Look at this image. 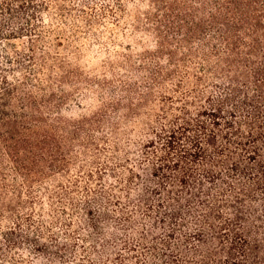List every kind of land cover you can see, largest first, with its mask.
I'll use <instances>...</instances> for the list:
<instances>
[{
    "label": "trees",
    "instance_id": "1",
    "mask_svg": "<svg viewBox=\"0 0 264 264\" xmlns=\"http://www.w3.org/2000/svg\"><path fill=\"white\" fill-rule=\"evenodd\" d=\"M262 185L264 0H0V264H264Z\"/></svg>",
    "mask_w": 264,
    "mask_h": 264
},
{
    "label": "rangeland",
    "instance_id": "2",
    "mask_svg": "<svg viewBox=\"0 0 264 264\" xmlns=\"http://www.w3.org/2000/svg\"><path fill=\"white\" fill-rule=\"evenodd\" d=\"M133 9V8H132ZM131 19L129 21H122L121 24L117 27L115 25H110V31L114 32L118 35V44H110L109 52L100 46H94V43L90 40H85L82 42L76 43L81 48L82 56L77 58L74 56V52L72 48H69L68 42L63 41L65 46H57L56 48L62 54L63 57H66L68 61L71 62L73 68L81 69L87 76L97 81H103L105 79L113 80L115 78L114 74L110 70L111 64H117L120 59V54L128 55L132 54L138 57L144 50L146 49H155L156 43L155 39L146 35H140L139 40L142 44H137V40H134L132 37L124 38L122 33H131L133 27L131 26ZM54 26H60L59 24H55ZM56 27V28H57ZM111 36V35H110ZM56 36L52 37V43H56L58 38ZM29 44H25L21 46L22 48L25 46L27 48ZM132 47V49H131ZM121 77H127L129 75L128 72L124 70H120ZM87 87V86H86ZM95 89H99L98 87H94ZM70 89V88H69ZM108 97V96H107ZM80 106H77L78 104ZM70 110L65 111V114L74 117L81 118L86 115L92 114L96 111L102 104V101L99 99H80L79 102H75V100L70 102ZM257 199L258 202L256 205L258 216L260 217L259 225L264 228V187L262 185V189L258 190ZM234 211V210H233ZM264 234V229H263ZM264 245V242L262 243ZM264 251V250H263ZM264 257V254H262ZM42 264V261H38L37 264Z\"/></svg>",
    "mask_w": 264,
    "mask_h": 264
}]
</instances>
